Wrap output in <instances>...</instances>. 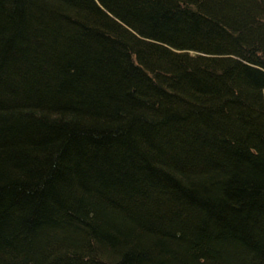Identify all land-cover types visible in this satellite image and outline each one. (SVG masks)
<instances>
[{
	"label": "trees",
	"instance_id": "trees-1",
	"mask_svg": "<svg viewBox=\"0 0 264 264\" xmlns=\"http://www.w3.org/2000/svg\"><path fill=\"white\" fill-rule=\"evenodd\" d=\"M0 264H264V0H0Z\"/></svg>",
	"mask_w": 264,
	"mask_h": 264
}]
</instances>
